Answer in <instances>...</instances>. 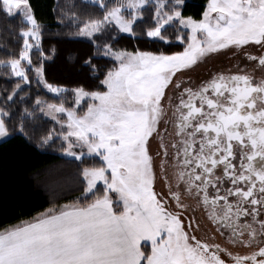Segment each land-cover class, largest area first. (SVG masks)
I'll use <instances>...</instances> for the list:
<instances>
[{"label": "snow or ice", "instance_id": "snow-or-ice-1", "mask_svg": "<svg viewBox=\"0 0 264 264\" xmlns=\"http://www.w3.org/2000/svg\"><path fill=\"white\" fill-rule=\"evenodd\" d=\"M186 2L116 0L109 8L98 0L103 17L90 19L78 35L89 37L97 52L102 37L103 55L115 63L101 67L88 55L77 69L83 82L71 90L74 106L47 108L67 115L66 122L58 121L64 153L82 163L98 157L99 164L81 170L83 190L75 201L0 230V264H264V76L214 72L195 89L183 87L178 104L166 91L181 89L178 73L230 47L264 72V52L252 55L243 47L264 50V0H207L199 19L185 15ZM145 12L150 18L139 34L145 42L168 45L174 36L186 45L183 51L113 48L117 37L105 35L107 26L114 23L136 40ZM0 13L20 15L27 25L20 30L19 57L0 65L30 83L21 64L31 65L29 38L38 42L40 25L29 0H0ZM35 71L49 91H67L48 83L42 67ZM20 87H13L7 101ZM82 101L87 109L78 115ZM10 117L0 108V137L26 136L23 121L10 127ZM169 123L175 125L174 138L166 141ZM53 138L49 132L40 146ZM153 142H158L155 155ZM81 197L87 202L81 204ZM189 200L227 237L226 246L195 234L201 225ZM237 245L247 251H234Z\"/></svg>", "mask_w": 264, "mask_h": 264}, {"label": "trees", "instance_id": "trees-1", "mask_svg": "<svg viewBox=\"0 0 264 264\" xmlns=\"http://www.w3.org/2000/svg\"><path fill=\"white\" fill-rule=\"evenodd\" d=\"M206 2L187 0L185 15L199 19ZM29 3L40 25V34L37 46L29 53L31 65L24 64L30 83L21 85L11 101H7L6 96L22 81L11 75L10 67L0 65V108L11 113L10 127H18L23 121L27 134H14L0 141V230L28 220L50 206L73 202L81 196V170L85 166H98L99 158H85L82 163L63 156L64 143L58 136L61 128L40 112L35 101L39 98L44 104L63 103L66 108L73 107L71 90L83 82V76L77 72L82 60L91 54L93 62L101 67H111L115 63L103 55L105 40L102 37H98L99 52L89 37H77L80 27L90 19L103 17L104 10L98 3L88 0H29ZM105 3L109 8L113 6L112 1ZM149 18L150 13L145 12L136 28V40L119 33L112 24L107 26L105 35H116L111 41L114 49L134 51L139 47L141 50H163L166 54L183 51L186 45L176 41L174 36L168 45L145 42L139 34ZM24 27L20 15L9 18L0 13V61L6 64L9 59L19 57L24 41L20 30ZM177 27L178 24L169 32H175ZM184 35L186 40L187 34ZM69 56L73 59L69 60ZM41 67L48 83L67 91L53 95L43 90L35 73V69ZM83 104L85 107L86 102ZM83 109L79 108L78 114ZM49 132L54 133L53 141L40 146L41 139ZM102 190L103 186L98 184V193ZM93 198L89 196L88 200ZM80 202L87 201L81 197Z\"/></svg>", "mask_w": 264, "mask_h": 264}, {"label": "flooded vegetation", "instance_id": "flooded-vegetation-1", "mask_svg": "<svg viewBox=\"0 0 264 264\" xmlns=\"http://www.w3.org/2000/svg\"><path fill=\"white\" fill-rule=\"evenodd\" d=\"M245 51L251 53L252 55H259L264 50H261L259 46H243ZM249 72L254 79L259 80L262 76H264V72L261 69L254 65L252 61L248 60L244 55V52L236 49L234 47H230L229 49L221 50L219 53H212L208 56L202 58L197 62L194 66L189 69L184 70L182 73H178L175 79H179L183 81V85L180 90H166L167 97H172L173 103H179V93L183 90V87H192L196 88L200 85L202 81L208 80L211 78V75L214 72H223V73H237V72ZM173 91H175V95H173ZM167 97L164 100L165 107L168 108V99ZM187 97H185L186 99ZM174 109H168V118L173 120L175 117L173 116ZM163 130V129H162ZM175 125L174 123H169L167 125V133L165 135V140L170 141L174 138ZM157 143L153 142L151 147L153 150V155H155V151L157 149ZM169 155V163H172L171 156L174 155L172 150L170 149ZM159 161L157 160V165ZM239 164V161H237ZM172 169L169 168V173L171 174ZM161 188V184L158 182L156 184V190L159 191ZM189 203L192 204L195 209V218L201 225V229L197 231L195 234L199 238L209 239L216 243H220L221 246H226L227 237H221L218 232L214 231V226L210 224L207 219V215L204 212L203 208H196L195 201L189 200ZM191 214V212H189ZM187 221H185L186 223ZM232 247L231 245H227ZM234 251H239L242 254L247 251L246 249L241 248L240 246H235Z\"/></svg>", "mask_w": 264, "mask_h": 264}, {"label": "rangeland", "instance_id": "rangeland-1", "mask_svg": "<svg viewBox=\"0 0 264 264\" xmlns=\"http://www.w3.org/2000/svg\"><path fill=\"white\" fill-rule=\"evenodd\" d=\"M88 1H90V2H94V3H98V0H88ZM108 1H112L113 2V4L114 3H116V0H105V2H108ZM125 2H126V0H125ZM125 15H128V13L127 12H125ZM26 25V24H25ZM114 27H115V25H114V23L112 24ZM26 27H27V25H26ZM118 31V30H117ZM79 32V31H78ZM127 35V34H126ZM77 37H86V36H80V35H78V33H77ZM29 43L32 45V47L30 48V49H28V54L30 53V51L33 49V48H35L36 46H37V40H33V39H31V38H29ZM24 64H28V62L25 60V61H22V64H21V67L25 70V67H24ZM11 69V68H10ZM35 73H36V71H35ZM36 75H37V73H36ZM37 78H38V76H37ZM39 79V78H38ZM23 84H26V83H21V85H23ZM40 86H41V88L43 89V90H45L46 92H49V93H51V94H53V95H58V94H60V93H53V92H51V91H49L47 88H45L44 86H43V84H40ZM42 101V100H41ZM84 102H86V105H85V107H83L84 106ZM50 104H52V103H50ZM35 105H37V106H39V110H40V112L45 116V117H47V118H49L50 120H52V121H54L55 123H57L58 124V126L61 128V124L58 122V121H67V115L66 114H64V113H57V112H54V111H50L48 108H47V105L48 104H44V103H41V104H37V100L35 101ZM73 106H74V102H73ZM79 108H84L83 110H82V112L81 113H79L78 115H82L83 114V112L84 111H86V109H87V101H82V103H81V105L80 106H78ZM64 130L65 131H67V126H66V124H65V128H64ZM61 140H62V138H61ZM63 141V140H62ZM63 143H64V141H63ZM76 151H79V149H76ZM63 156H65V157H71V156H68L66 153H64V151L61 153ZM73 158V157H72ZM98 184H101L102 186H103V184H102V182H98ZM147 247H148V249L150 250V244L149 245H147Z\"/></svg>", "mask_w": 264, "mask_h": 264}, {"label": "crops", "instance_id": "crops-1", "mask_svg": "<svg viewBox=\"0 0 264 264\" xmlns=\"http://www.w3.org/2000/svg\"><path fill=\"white\" fill-rule=\"evenodd\" d=\"M5 139V137H0V141H2V140H4ZM63 204H66V203H63ZM63 204H61V205H63ZM9 227V226H8ZM7 228V227H6ZM5 229V228H4ZM3 230V229H2Z\"/></svg>", "mask_w": 264, "mask_h": 264}]
</instances>
